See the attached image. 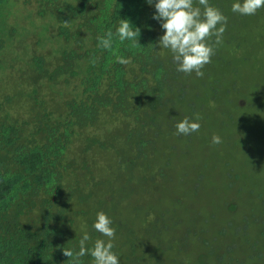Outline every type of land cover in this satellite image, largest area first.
I'll return each mask as SVG.
<instances>
[{"label":"rangeland","instance_id":"1","mask_svg":"<svg viewBox=\"0 0 264 264\" xmlns=\"http://www.w3.org/2000/svg\"><path fill=\"white\" fill-rule=\"evenodd\" d=\"M69 1H4L0 17V87L5 89L6 98L22 95L18 105L8 102L7 108L0 106V123L5 124L3 116L8 113L21 115L37 105L39 92L25 89L22 83L23 75L33 72L36 65L27 63L31 42L34 40L38 53L48 47V56L42 61L44 69L54 64L57 49L50 39L58 28L55 10ZM210 1L224 16L228 12L236 16L231 22L227 19L226 34L222 43L215 45L211 63L202 69L203 77L194 72L183 77L176 72L178 81L170 86L176 93H183L184 99L176 100L173 92H166L155 103L153 90L157 86L148 82L139 97L130 98L136 102L135 108L115 117L114 132L128 143V151L121 149V160L136 158L140 168L118 164L115 152L91 155L90 146L80 136L76 143L69 141L64 160L81 169L94 165L98 170L97 194L111 200L102 205L103 212H124V217L112 221L116 234L125 227L139 228L144 210L152 214L153 220L162 219L158 217L165 209L169 211L179 237L169 247L165 245L161 255L164 261L154 262L197 264L196 258L209 255L210 264H264V218L259 199L264 195V184L258 174L249 175L238 164L239 148L233 146L232 133L238 130L246 134L250 148L264 153V18L260 17L264 8L257 11L256 17L243 18L231 11L232 4L242 0ZM79 65L73 63L64 74L78 75L83 70ZM41 77L39 71L38 79ZM233 101L242 110L234 111ZM184 117L198 122L199 131L178 135L175 124ZM119 124L121 129L117 128ZM213 135L219 136L221 143L213 144ZM257 135L263 137L256 139ZM255 148L253 151H257ZM6 170L11 173L16 167L6 165ZM50 176L53 182L59 180L61 186L69 187L76 186L86 173L69 166L64 173ZM116 186L132 194L122 208L115 194L106 192ZM81 193L85 195L83 189ZM177 198L182 202L175 204ZM172 207L179 212H173ZM145 227L154 229L149 223Z\"/></svg>","mask_w":264,"mask_h":264},{"label":"trees","instance_id":"2","mask_svg":"<svg viewBox=\"0 0 264 264\" xmlns=\"http://www.w3.org/2000/svg\"><path fill=\"white\" fill-rule=\"evenodd\" d=\"M4 1L0 0V17ZM156 2L70 0L56 7L58 28L50 43L55 45L57 55L54 64L46 69L42 61L48 56V47L38 53L34 40L31 42L27 63L36 65L33 66L34 73L30 71L23 75L22 83L27 86L25 89L39 92L35 99L38 106L29 107L21 115L8 113L3 116L5 124L0 123V264H69L62 249L79 251V240L84 232L90 236L86 243L89 249L97 239L107 241V237L93 228L97 213L105 208L102 205L111 203L110 199L97 194L100 177L95 166L84 171L86 177L76 186L70 183L69 187L61 186L58 183L61 181L53 182L50 174L64 173V169L72 167L64 160V154L69 141L72 139L76 143L79 136L90 146L91 155L101 151L115 152L118 164L140 168L136 158L121 160L124 154L121 149L127 139L115 134V117L135 108L136 102L132 99L139 97L148 82L157 86L153 90L154 103L166 92H173L176 100L184 99L183 93H176L174 86H170L179 77L175 75L178 71L172 53L158 46L164 30L161 21L153 19ZM209 4L213 5L212 1L209 0ZM47 6L52 5L48 3ZM225 16L231 22L236 15L228 12ZM260 17L264 18V11ZM121 19L140 29L136 38L139 45L134 46L130 40L121 42L115 35ZM109 31L113 33L111 48L98 47L97 38L106 37ZM214 40L215 37L210 42ZM2 46L3 43L0 49ZM117 56L131 62L127 65L117 63ZM75 62L81 64V73L65 75L64 71ZM39 71L41 79H38ZM178 73L186 77L185 73ZM5 94V89L0 87V99L5 98L0 100L2 108H7L8 102L18 105L22 94L12 95L10 99ZM232 103L234 111L242 110L239 104ZM121 126L119 124L117 128L121 129ZM232 133L233 146L239 148L236 152L240 154L238 164L249 175L258 174L264 184V176H260L264 172L263 151L255 147L257 151H253L247 135H242L241 131ZM108 136L109 139L97 140ZM262 137L257 135L256 139ZM6 165L16 167V170L9 173ZM128 191L118 186L106 190L118 198L119 208L128 202V195L132 196ZM259 199L263 208L261 217L264 218V195L261 194ZM144 211L141 212L144 221L139 228L125 227L113 240L112 251L120 264H159L154 260L164 261L161 255L165 245L169 247V243L179 237L177 225L168 210L158 217L163 221L151 219L152 214ZM116 212L117 209L107 215L111 221L124 217V212ZM146 223L154 229L148 230ZM202 256L194 262L210 264L207 260L210 256ZM81 261L82 264H93L90 255L81 257Z\"/></svg>","mask_w":264,"mask_h":264},{"label":"clouds","instance_id":"3","mask_svg":"<svg viewBox=\"0 0 264 264\" xmlns=\"http://www.w3.org/2000/svg\"><path fill=\"white\" fill-rule=\"evenodd\" d=\"M147 2L152 4L153 0H147ZM196 3L198 6H194V0H157L154 5L156 12L153 19L161 21V27L164 30V34L159 37V49L170 50L173 62L177 65L176 70L185 74L194 72L197 77H203L202 69L211 63V57L215 54V45L222 43L227 17L218 8L211 6L209 0H196ZM261 8H264V0H242V2L233 3L231 11L243 16H251ZM115 35L121 42L130 40L133 41L134 46L139 45L136 38L140 35V29L133 28L126 19L119 21ZM112 36L113 33L109 31L106 37H98V47L110 49ZM213 37L215 40L210 43ZM116 62L127 65L131 61L117 56ZM196 119H200L199 115ZM199 128L200 124L191 122L188 117H184L175 124L178 135H189L198 132ZM212 143H221V138L213 135ZM123 148L128 151L127 142ZM72 167L86 172V169L74 165ZM111 225V219L103 211L98 212L93 228L107 237V241L97 239L89 249L86 243L90 240V236L84 232L79 240V251L62 249L69 264H82L81 257L85 255L93 258V264H120L118 256L112 251L116 233Z\"/></svg>","mask_w":264,"mask_h":264},{"label":"flooded vegetation","instance_id":"4","mask_svg":"<svg viewBox=\"0 0 264 264\" xmlns=\"http://www.w3.org/2000/svg\"><path fill=\"white\" fill-rule=\"evenodd\" d=\"M175 201H176L175 204H176V203H181V202H182L181 198H177ZM173 207H174V205H173ZM173 207H172L171 210H173V212H176L177 210L173 209ZM174 210H175V211H174ZM180 211H181V210H180ZM177 212H179V211H177ZM171 214H172L173 216H177V215H179V214H177V213H171Z\"/></svg>","mask_w":264,"mask_h":264}]
</instances>
